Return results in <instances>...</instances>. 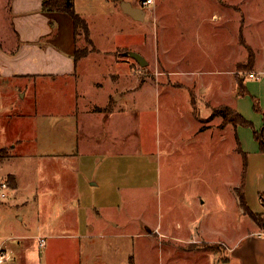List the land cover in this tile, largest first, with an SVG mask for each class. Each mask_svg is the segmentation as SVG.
<instances>
[{"label":"crops","instance_id":"obj_1","mask_svg":"<svg viewBox=\"0 0 264 264\" xmlns=\"http://www.w3.org/2000/svg\"><path fill=\"white\" fill-rule=\"evenodd\" d=\"M42 1L5 0V8L9 13L10 32L0 39V84H3L2 89H4L2 98L22 100V102L16 119L11 118L12 110L10 109L6 110L3 118L0 117V122L1 118L3 121L2 129L0 125V136H2L0 149L6 151L0 159V178H10L9 197L7 202L2 203L8 204L12 200L13 207L27 208L34 205L38 210L40 202H44L45 208L50 209L51 212L45 229H50L52 232L54 230L63 232L65 230L61 229L70 227L77 235L84 237L83 239L105 240V249L108 252L111 250L106 257L103 256L102 260L106 264H137L134 246L137 239L145 240L148 246H157L158 256L155 259L158 264H162L164 260L169 261V264H177V262L190 264L184 261L188 259L195 263L203 259L204 264H243L241 257L236 256L235 253L243 243H246L248 251L253 250L257 240H254L252 236L243 237L242 232L236 228L230 230L234 235H227L223 233L225 231L221 232L219 229L208 228L206 224L202 225L199 220L181 222L178 218L180 211L174 209H171L168 214L170 219L165 224L161 222L160 217L156 224L143 223V226L136 232H116L117 224L114 225L115 230L108 231V233H101L99 230L94 232L93 229L88 230V226L83 227L81 210L85 205V193L100 186L101 181L83 180L82 170L87 168V164L84 156L81 155L82 142L79 131L83 128V121H86L85 128L91 130L88 132L90 134L86 139V144L91 145L93 152H100L99 148L103 149L104 140L97 139L98 135L93 134L92 129H98L102 121L106 122L110 116L121 112L122 109L121 106L116 107L114 111L111 107L107 108L108 93L101 100L96 98V92H98L96 90L103 87L102 78L99 83V79L93 78L90 73H93L94 65L98 64H83L81 63L83 60H76L75 52L79 48L80 35L75 33L72 17L64 12L42 11ZM171 1L173 0H155L153 7L150 8L143 7L141 0H73L75 12L85 20L88 27L89 45L93 48L88 56L112 57L118 47L126 46H119L114 42L115 38L123 33L121 27H112L116 19L125 25L136 27L140 40L146 45L150 39L146 26L149 21L156 20L157 24L161 23L162 32L166 25V15L162 11V6L168 5ZM247 1L201 0L191 4V12L189 11L188 15L195 18L197 23L194 20L191 22L197 25V30H201L200 26L210 21L209 10L212 7L211 21L220 22L216 29L225 31L226 24L231 23L232 11L230 10L235 12L238 10L242 15V10L245 8L243 3ZM251 4L256 10H264V0H252ZM126 6L142 9L143 18L140 19L141 15H139V19H135L126 14L123 10ZM199 9H207V14L196 18L195 15ZM181 19L183 18H179ZM259 20L256 22L258 23ZM167 25L169 26L168 34L170 25ZM111 28L116 32H112ZM239 32L236 41H231V39L227 41L229 47L234 43H237L238 47L242 45L239 41ZM197 33L189 36L190 43L186 50L196 49L203 54L207 51L204 60L195 59L194 55L188 57V54L180 60L170 58V49L163 44L166 34L162 37L161 59L158 56L157 36L153 39L156 43L154 54L152 51L146 53L153 57L152 67L155 72L169 76L180 75L184 78L180 82L181 85L192 92H189L191 100H187L189 106L185 109V113H182L181 109H174L172 113L174 116H189L190 122H193L191 138L196 137L202 144H205V140H209L213 130H217L219 138H222L219 143L228 142V151L240 157V165L241 153L245 152L242 150L243 143L248 148L247 150L259 158L264 152L260 151L259 144L253 137V129L259 130L264 123V40L259 39L258 44L245 40L247 47L254 54V61L251 70L245 72L244 84L247 94L242 96L238 94L235 77L241 74L239 65L243 61L236 58V47L220 59L211 60L208 54L209 34H200L199 37ZM221 37H224V34ZM199 40L201 45H199ZM224 41L226 39H223V44ZM82 43L85 45L86 41L82 40ZM139 52L136 54L140 56L145 54H142L145 52L142 49H139ZM99 57L93 60L97 62ZM103 63L108 62L103 61ZM147 65L148 62L145 66ZM190 73L201 74V76L198 78ZM249 73L254 74L256 78H250ZM86 78H89V82L83 88L82 82ZM103 78L106 80L107 77ZM92 92H94L93 98L91 97ZM88 100H94L97 106L106 108V112L104 110L89 112ZM255 104L258 106V111L254 109ZM222 106L238 112L251 122L253 128L234 127L231 124L222 126L221 117L213 116L214 111ZM201 120L208 122H203V124ZM214 124L216 127L212 126ZM4 127L5 130L1 133ZM246 129H250L249 137ZM197 140L192 138L188 146L191 145L190 148H192ZM177 148L174 146V149ZM95 162L96 159L92 158L88 165L92 166L93 176L95 171L97 174L98 164H94ZM248 162L250 167V161ZM260 178H264L262 174ZM240 184L241 180L239 186ZM106 186H109L111 191L112 183H106ZM233 186L235 189L238 187L236 183ZM110 191L104 192L106 193L102 196L104 201L110 197ZM244 198L246 206L252 213L264 212L262 211L263 206H261L262 209L259 207L255 211L252 210L251 199L249 200L246 192H244ZM101 199L97 208H94L99 218L106 209L111 207V204L101 202ZM184 199L189 201L192 197L185 196ZM47 202L49 203L45 204ZM235 202L241 207L236 194ZM181 213L183 217L188 214V211H181ZM239 213L243 214L242 209ZM20 219L22 220L23 217L21 216ZM250 221L257 224L253 220ZM260 230L258 231L262 235L258 239L264 249V232ZM248 239L250 240L246 242ZM126 241L128 258L125 262L119 254H122L123 243ZM130 244L133 245L132 249ZM201 244L220 245L223 247L222 253L197 251L201 249L199 248L202 247ZM0 247H4L3 244H0ZM6 248L11 252L15 251V246L13 249L11 246ZM23 254L21 247L17 252L18 259L24 258ZM163 257L166 259H162ZM101 263L97 262V264ZM244 264H264V257L248 258Z\"/></svg>","mask_w":264,"mask_h":264},{"label":"rangeland","instance_id":"obj_2","mask_svg":"<svg viewBox=\"0 0 264 264\" xmlns=\"http://www.w3.org/2000/svg\"><path fill=\"white\" fill-rule=\"evenodd\" d=\"M197 1L201 0H173L168 5H163L162 11L166 15V25L161 32V23L157 24L156 20L149 21L146 29L150 33V39L146 45L140 40L136 27L125 25L116 19L112 27H121L123 33L118 35L114 42L119 46L126 45L125 47L128 48L118 47L112 57L88 56L93 51L92 47L86 41L83 32L78 30L77 35H80L78 38L80 42L77 48V54H79L77 60H83L81 62L83 64H98L94 65L95 69L93 73H90V76L99 79V83H103V87L96 90L98 91L96 98L101 100L108 93L107 108L111 107L114 111L116 107L121 106L122 109L121 112L110 116L106 122L102 121L98 129H92V133L98 135L97 139L104 140L103 149L99 148L100 152H93L91 145L86 144V139L90 134L88 132L91 131L90 128L89 130L85 128L86 121H83V128L79 131L82 142L81 155L84 156L87 164V168L82 170L83 180L101 181L98 182L100 186L85 193L86 200L81 210V219L83 227L88 226L87 229H93L94 232L97 230L101 233L114 231L116 224L118 226L116 232H136L143 226V223L156 224L160 217L161 222L165 224L170 219L168 214L171 209L178 210L180 211L178 218L181 222L199 220L202 225L206 224L210 229L225 231L223 233L227 235H234L230 230L236 228L242 232L243 237L249 235L257 240L253 250L248 251L246 243H243L242 247L236 251L235 255L241 257L244 264L248 258L264 257V249L258 239L262 233L260 234L258 230L264 231L250 221L252 219L245 215L243 208L235 202V194L240 201L237 189L240 187L239 182L242 178V159L240 165V157L228 151V142L219 143L222 138H219L217 130L211 132L205 144L198 141L196 137H192L197 142L192 148H190L191 145L188 146L192 140L193 122H190L189 116H174L172 112L174 109H181L182 113H185V109L189 106L187 100H191L190 93L192 92L181 85L180 82L184 78L180 75L169 76L155 72L152 67L153 57L146 53L152 51L154 54L156 43L153 39L157 36L158 56L161 59L162 37L166 34L163 44L169 47L170 58L180 60L188 54V57L194 55L195 59L204 60L207 51L203 54L196 49L186 50L190 43L189 36L198 32L199 37L200 34H209L208 54L211 60L220 59L236 47V58L246 62L247 48L244 45L238 47L237 43L229 47L227 41L229 39L236 41L240 26H242L245 40L249 43L258 44L259 39L264 40V10H256L251 4L252 0H248L243 3L245 8L242 10V15L238 10V13L230 10L232 11L231 23L226 24L225 31H221L216 29L220 22L211 21L213 10L210 7V21L201 25V30H197L195 18L188 15L189 11L191 12V4ZM5 7V0H0V39L10 32L9 13ZM206 14L207 9H199L195 16L198 18L197 16L202 17ZM181 17L183 19L179 20ZM257 20H259L258 23ZM167 24L170 25L168 34ZM111 31L116 32L112 28ZM222 34L224 37H221ZM81 39L86 41L85 45ZM223 39H226L224 44ZM199 45H201L200 40ZM139 49L145 51L142 53L145 54L141 55L148 62L147 66L142 67L130 55L140 53ZM86 56L88 57L84 58ZM97 57L99 58L95 62L93 58ZM103 61L108 63H103ZM190 74L198 78L201 76V74ZM104 76L107 77L106 80ZM88 79H83V88L89 82ZM2 85L0 84V117L3 118L6 110L10 109L12 110L11 118L16 119L22 100L2 98L4 92ZM94 92L91 94L92 98ZM88 102L91 113L107 110L97 106L94 100H88ZM2 118L1 129L3 127ZM201 122L207 123L208 121L201 120ZM212 126L216 127L215 124ZM4 130L5 127L1 133ZM246 130L249 137L250 129ZM93 138L96 139L95 136ZM173 145L178 148L174 149ZM247 149L243 143L242 150L248 151L246 152L247 168L243 191L246 192L249 200L251 199L252 210L255 211L259 207L262 209L259 195L264 194V178H260V174L264 177V154L257 158ZM4 151L0 149V159ZM92 158L98 161L94 163L98 164L97 174L95 171L94 176L91 174L92 166H88ZM248 161H250V167ZM110 182L112 183L111 191L110 187L106 186V183ZM235 183L238 186L237 189L233 186ZM107 191H110V197L104 201L102 196H105L104 192ZM7 192L8 196L0 200V244H3L5 248H1L8 252L9 259L2 264H97V262L101 263L100 261L106 264L102 260L103 256L106 257L111 250L108 252L105 249V240L83 239L84 237L77 235L70 227L61 229L65 230L63 232L47 230L45 225L51 212L50 209L45 208L44 202H40L38 210L34 205L27 208L13 207L12 200L8 204H3L8 200L9 190ZM185 196L192 197V199L186 201ZM197 196H199L198 199ZM100 199L101 202L111 204V207L101 214V218L94 211ZM240 209L243 214L239 213ZM181 211H188V214L181 217ZM250 233L253 234L250 235ZM40 237L45 239L43 247L39 246L38 238ZM7 246H11L12 249L15 246V251L11 252L6 248ZM132 246L130 244L131 249ZM134 246L137 264H158L155 259L158 256L157 246H148L145 240L140 241L139 239ZM200 246H202L199 247L201 249L197 251L203 253H222L223 249L220 245L201 244ZM21 247L24 258L20 260L17 252ZM119 255L126 262L128 258L127 241L123 243V252ZM184 261L190 264H204L203 259L196 263L189 259ZM162 264H169V261L164 260ZM177 264H183V262H177Z\"/></svg>","mask_w":264,"mask_h":264},{"label":"trees","instance_id":"obj_3","mask_svg":"<svg viewBox=\"0 0 264 264\" xmlns=\"http://www.w3.org/2000/svg\"><path fill=\"white\" fill-rule=\"evenodd\" d=\"M41 9L42 11H46V12L68 13L73 19L75 33L77 34L78 30H81L85 36L86 41L89 44L90 41L88 40L87 24L85 20L75 12L73 0H43ZM239 41L241 42L242 45L247 47L244 36L242 34V27L239 32ZM247 49H248L247 61L239 65V70L241 71V74H237L235 77L238 94L242 96L247 94V89L244 84L245 72L251 70L253 61H254V54L252 50L249 47H247ZM91 50H93V48H91ZM77 52H78V49L75 52L76 60L78 59V56H79ZM254 109L258 111V106L256 104L254 105ZM213 116L221 117L222 126L231 124L234 127L243 126V127L253 128L251 122L247 121L238 112L234 111L233 109L227 106H222V107L217 108L214 111ZM253 137L258 142L260 151L264 152V123H263V126L259 130L253 129ZM241 155H242V171H241L242 178H241L240 187L237 189V195L239 196L240 205L243 208L244 213L248 215L255 223H257L264 231V213L262 214L252 213L248 209L245 203L243 189H244V176H245V172L247 168V155L245 152H242ZM6 179L10 187V178L6 177ZM259 200L262 206L264 207V194L259 195Z\"/></svg>","mask_w":264,"mask_h":264},{"label":"built area","instance_id":"obj_4","mask_svg":"<svg viewBox=\"0 0 264 264\" xmlns=\"http://www.w3.org/2000/svg\"><path fill=\"white\" fill-rule=\"evenodd\" d=\"M143 7H150L154 5L155 0H141ZM249 77L255 79L256 76L252 73H249ZM10 189L7 179L6 178H0V200L4 199L8 196V190ZM39 246L43 247L45 244V239L43 237L38 238ZM9 259L8 252L6 250H3L0 247V264L4 263Z\"/></svg>","mask_w":264,"mask_h":264},{"label":"water","instance_id":"obj_5","mask_svg":"<svg viewBox=\"0 0 264 264\" xmlns=\"http://www.w3.org/2000/svg\"><path fill=\"white\" fill-rule=\"evenodd\" d=\"M123 10L126 14L132 16L135 19H139V15H141L140 19L143 18L144 16V12L142 9L139 8H131L130 6H126L123 7ZM141 66H145L147 64V62L145 61V59L140 56L139 54L136 53H131L130 54Z\"/></svg>","mask_w":264,"mask_h":264}]
</instances>
